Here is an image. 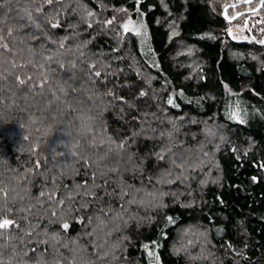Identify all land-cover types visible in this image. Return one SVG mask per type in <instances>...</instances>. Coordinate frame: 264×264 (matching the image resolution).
Returning a JSON list of instances; mask_svg holds the SVG:
<instances>
[{
  "label": "trees",
  "instance_id": "16d2710c",
  "mask_svg": "<svg viewBox=\"0 0 264 264\" xmlns=\"http://www.w3.org/2000/svg\"><path fill=\"white\" fill-rule=\"evenodd\" d=\"M234 2L61 0L47 5L41 0H0L4 4L0 19L14 28L24 23L18 16L36 5L48 17L59 13L56 18L61 28L44 25L43 32L17 28L14 36L17 41L24 39V47L47 43L43 35L47 33L54 39L69 37L66 45L84 54L79 59L73 57L80 79L69 81L76 83L77 90L67 97L54 86L56 96L45 92L43 97L25 99L11 80L3 84L0 186L10 190L9 207L22 205L27 209L36 205L32 210L35 215L28 213L34 229L20 219L24 212L8 215L25 231H32V236L11 230L0 239L6 264H36L41 259L45 264L57 260L59 264H74L98 251L101 255L106 252L107 257L101 261L91 255L96 264H148L142 244L153 240L162 245L158 250L160 264H264V46L233 40L226 34L222 6ZM243 6L246 5L241 3L236 10H246ZM122 8L127 13L119 11ZM88 11L94 15L87 16ZM232 11L230 8L229 14ZM32 15L41 23L45 19L35 11ZM113 16L116 23L103 27L100 22ZM127 17L143 21L147 43L131 32L123 34L120 23ZM88 23L93 26L89 28ZM26 31L37 38L29 40ZM9 44L12 46V41ZM88 64H96L101 78L87 79ZM141 92L146 95L141 96ZM169 97L176 107L167 104ZM233 108L244 123L229 118ZM88 109L92 110L94 131L80 135L83 121L78 117ZM64 128L72 143L78 145L73 159L58 146L60 141L69 140ZM137 132L140 135H133ZM109 137L116 144L127 141L119 174L109 172L100 161L110 147L115 148ZM53 148L63 153L57 157L61 162L72 159L71 167L51 166ZM169 148L171 152H166L165 160H158L155 153ZM173 153L189 156L193 167L186 165L183 170L171 169V176L163 175ZM37 163L39 169L34 167ZM98 170L108 175L97 178L96 184L112 181L106 186L107 192H118L120 187L126 189L131 184L135 188L154 186L164 195L151 203L145 196L143 207L127 206L128 211L122 213L124 219L136 217L129 220L130 226L125 228L123 221H115L93 236L87 233L98 223L95 210L107 209L109 203L118 209L123 202L110 198L104 188L94 189L102 200L76 197L72 207H86L66 217L70 225L66 233L59 223H50L52 211L61 215L59 207L45 203L41 208L30 198L41 190H52L53 183L58 194L68 188H73L75 194L74 185L85 180L91 183L89 177ZM157 178L162 182L157 183ZM25 188L30 189V194ZM18 195L24 197L23 201L17 199L13 204L12 198ZM161 203L166 207H157ZM167 216L174 218L173 224L166 222ZM89 217L93 218L91 224ZM76 218H82L84 223H77ZM54 231L59 233V244L51 240ZM43 240H49V244L40 243ZM181 247L186 251L176 254L174 249ZM24 251H28L27 256Z\"/></svg>",
  "mask_w": 264,
  "mask_h": 264
},
{
  "label": "snow or ice",
  "instance_id": "6c2138e0",
  "mask_svg": "<svg viewBox=\"0 0 264 264\" xmlns=\"http://www.w3.org/2000/svg\"><path fill=\"white\" fill-rule=\"evenodd\" d=\"M6 3H10L11 0H5ZM43 4L53 5L54 3H60L61 0H41ZM140 0H137L139 3ZM35 3V0H33ZM244 4L247 7L246 11L240 12L236 11V9L240 6V4ZM4 4H0V8H3ZM222 11L223 20L226 22V34L231 37L233 40L242 39L247 41L248 43H256L264 46V26L257 28V25H264V16H261V10L264 9V0H258V3L255 0H236L234 3H224ZM232 9V13L229 14V9ZM35 11L37 16H45V19L41 22H38L36 18L33 17L32 13ZM121 12L127 13V9H119ZM139 13V8L136 9ZM5 16L7 13L4 14ZM94 13L91 11L87 12V16L91 17ZM142 15V13L140 14ZM59 13H53L51 17H48L44 12L42 7L36 5L31 10H25L24 14L18 16L20 21H23V24L17 26V28L24 30H32L35 29L37 31L43 32V26L48 25L51 29L61 28V24L58 18ZM256 17H260L256 19ZM242 23L234 24L235 21H241ZM103 27H107L109 25H113L116 23V17L113 16L111 19H107L105 21L100 22ZM93 25L88 23V27L91 28ZM120 27L123 30V34L133 33L137 37L142 38V42L147 43V30L142 21H134L131 18H128L126 21L120 23ZM13 26L7 25L4 19H0V93L3 92V84H5L8 80H11L12 84L15 85L17 93L21 94L23 98H27L28 96H41L43 97L45 92H48L51 96H56V92L53 91V87L57 86V90L64 94L65 97L69 95L70 92H75L77 90L76 83H69V81L76 82L79 81L80 77L76 74V62L73 57L79 59L84 54L83 52H74L71 46L66 45V41L69 37H64L60 39H54L47 35V33H43L44 39L47 41L41 42L37 46L29 45L28 47H24V39L21 38L17 41L14 36V32L17 30ZM257 30L260 34V38L257 39V36L252 34L253 30ZM248 33V35H240L242 33ZM5 34H7V39H5ZM175 34V33H174ZM25 35L29 40L36 39L37 37L31 31H26ZM9 41H12V46H10ZM48 44H52L55 47L50 48ZM43 48L44 51L40 52L39 49ZM63 72V76L61 73ZM87 79L91 80L93 77L99 79L101 78V70H99L96 64H88L86 65ZM67 84V87L63 85ZM227 87V86H225ZM108 95H112L111 92L107 93ZM141 96L146 95V93L141 92ZM178 95H183V92L178 93ZM122 99V98H121ZM168 105H172L176 107L175 101L173 98L169 97L167 100ZM239 108V105H236ZM229 118L235 120L238 123H244L245 121L241 118L238 111H231L229 113ZM78 119L82 120L84 124H87L90 121H93L92 110L88 109L87 111H82ZM94 125L91 123L88 127L86 135L89 133H93ZM133 135H140L139 132L134 133ZM24 140L28 139V136H23ZM111 140V137H109ZM112 144H115V148H109L107 153L100 157V161L103 162L104 166L108 168L109 172L119 174L121 169L120 165L125 161V153L126 148L125 144L127 141H121L119 144H116L114 140H111ZM166 152H171V149H162L160 153H155L158 160H165ZM77 156V155H76ZM75 156V157H76ZM52 159V156H51ZM128 161H131V156H128ZM2 162V161H0ZM111 162V164H109ZM169 164L168 169L163 170V175L171 176V169H181L183 170L185 166L193 167L192 161L189 156L183 153H173L172 157H170L167 161ZM95 163V161H94ZM85 164L87 167H91V164L85 160ZM36 169L40 168V164L37 163L34 166ZM65 167H71V165H65ZM264 167V165H261ZM75 174H79L78 169H72ZM126 171L128 169H125ZM194 170V168H193ZM13 171H16L13 169ZM66 175V173H65ZM108 173L104 171H96L93 172L92 176L89 179L92 181L91 183L88 180H85L83 183H76L74 185L75 194H73V188L66 189L65 193L58 194L55 191V183H53V189L44 191L41 190L38 195L34 197H30L32 200H35L37 204L43 208L44 204L47 203L49 207H59L61 215L58 216L56 211L51 212L50 223H59L60 228L66 233L70 227L67 222L66 217L71 215L73 212H78L82 208L86 207V204H80V207L73 208L72 205L76 203V197H91L92 200L103 199V197H98L94 192L96 188H104L105 194L110 198L115 197L116 199L123 201L120 203L119 208H113V206L109 203L106 208L96 209L97 213L95 219L98 222L96 226L93 228L92 232L87 233L89 236H93L97 231L104 232L105 229L108 228L110 223L115 221H123V226L126 228L129 225V220L136 219L135 216H131L128 219H124L122 213H126L128 211V207L130 205L136 204L138 206H144V198L147 196L149 198V203L152 200H155L157 196L163 197V193H159L153 189H147L144 187L135 188L133 185L128 184L127 188L120 187V190L117 192L116 189H113L112 192L106 191V186L108 183L112 182L110 180H105L103 184H96L97 178L103 179L107 176ZM181 175H183V171H181ZM255 177L253 180L255 181ZM151 182V181H150ZM161 179L157 178V183H161ZM174 182V181H169ZM31 183L30 181L28 182ZM126 183V182H125ZM83 189V191H80ZM9 189L6 187L0 186V199L3 200V203H0V239L4 238L6 235L10 233L11 230H16L24 234V236L31 237L32 231H25L21 224L17 223L14 219H9L8 215L15 213L18 215L21 212H24L25 215L20 217L23 221H25L30 228H35L36 226L31 224L29 220L28 213H33V208L36 207L35 204L29 205L27 209H25L22 205L13 209L8 206L9 201ZM11 191H15L14 189ZM25 191L30 194V189L25 188ZM127 198V199H125ZM17 199L23 201V196H14L12 198L13 204L16 203ZM157 207H166L164 204H158ZM140 219H144L141 217ZM93 218L89 217V224L92 223ZM76 222L83 224L84 220L82 218H76ZM166 222L168 224L174 223V218L172 216L166 217ZM116 230H119V225ZM107 235H111V232L106 233ZM59 235L58 232H53L51 236V240L55 241L56 244H59V241L56 240V237ZM127 239V237H124ZM21 242H23V237H21ZM40 243L49 244V240L40 241ZM55 248V245H50ZM3 245H0L2 248ZM67 247V244L64 245ZM98 248H103V245H98ZM162 245L153 240L150 243L146 242L142 244V248L146 253L148 264H160V256L158 254L159 248ZM15 251V249H14ZM32 252H35L36 249H31ZM47 249L44 250L46 252ZM58 251V249H56ZM82 251H86V249H82ZM176 254H179L181 251H186L183 247L174 249ZM44 252L40 253V256L43 257ZM24 256L28 255V251H24ZM91 255H96L98 260H105L107 257V253L105 252L101 255L98 252L90 254V256L85 259L81 258L79 261H74V264H96L95 261L91 259ZM0 264H6L4 259L3 252L0 251ZM36 264H45V262L41 260H37ZM54 264H59V261H54Z\"/></svg>",
  "mask_w": 264,
  "mask_h": 264
},
{
  "label": "clouds",
  "instance_id": "9594fccd",
  "mask_svg": "<svg viewBox=\"0 0 264 264\" xmlns=\"http://www.w3.org/2000/svg\"><path fill=\"white\" fill-rule=\"evenodd\" d=\"M91 123H93V122L90 121V122H88L87 124H84V123H83V127L79 130V131H80V135H84V134L87 132L88 127H89V125H90ZM19 126H20V128H22L21 125H19ZM64 135L67 136V137L69 138L68 142H67V143H64L63 141H60L59 144H58V146H62L63 148H65L66 151H67V152L69 153V155L71 156V158L73 159V158L77 155V152L75 151V148H76L78 145H74V144L72 143L71 135H70V133L67 131L66 128H64ZM62 155H63V153L56 151V148H53V149H52V159H51V161H50L52 167H64L66 164L69 165V166L71 165V163H72V159H71V161L68 162V163H63V162H61L60 160L57 159L58 156H62Z\"/></svg>",
  "mask_w": 264,
  "mask_h": 264
},
{
  "label": "rangeland",
  "instance_id": "374dc122",
  "mask_svg": "<svg viewBox=\"0 0 264 264\" xmlns=\"http://www.w3.org/2000/svg\"><path fill=\"white\" fill-rule=\"evenodd\" d=\"M256 3H258V0L256 1ZM243 8H247V7L246 6H243ZM238 11L243 12V11H246V10H243V9L239 10L238 9ZM261 16H264V13L261 12ZM128 18H131L134 21V23L137 22V21H141V19H139V17L138 18L137 17H135V18L134 17H127L124 21H126ZM259 18L260 17H256V19H259ZM239 23H242V20L241 21H235L234 22V24H239ZM261 26H264V25H257V28H259ZM252 34L256 35L257 36V39L260 38V34L258 33L257 30L254 29ZM240 35H248V33L245 32V33H242ZM139 38L142 39L141 37H139ZM142 43H144V42H142ZM232 111H235V109L233 108Z\"/></svg>",
  "mask_w": 264,
  "mask_h": 264
}]
</instances>
